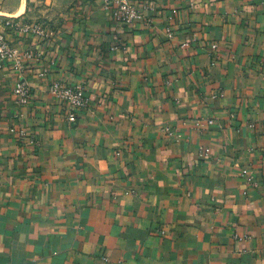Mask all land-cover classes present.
Here are the masks:
<instances>
[{"label": "crops", "instance_id": "0c3cea01", "mask_svg": "<svg viewBox=\"0 0 264 264\" xmlns=\"http://www.w3.org/2000/svg\"><path fill=\"white\" fill-rule=\"evenodd\" d=\"M130 1L131 27L94 0L37 37L0 0L31 54L0 70V264H264V0Z\"/></svg>", "mask_w": 264, "mask_h": 264}, {"label": "built area", "instance_id": "2783aa9c", "mask_svg": "<svg viewBox=\"0 0 264 264\" xmlns=\"http://www.w3.org/2000/svg\"><path fill=\"white\" fill-rule=\"evenodd\" d=\"M103 8L109 13L110 18L125 27H131L134 23L140 21L143 17L141 10L130 0H98ZM5 28H15L22 33H30L37 37L44 36V30L38 26L23 23L13 24L9 20L3 23ZM169 39L172 37L170 30H167ZM218 45L213 43L210 45V50L214 52ZM37 55V54H36ZM39 56V55H37ZM31 58L28 51H17L12 49L6 38V34L0 31V70L5 64L10 63L11 71L21 73L24 69L25 62ZM39 77H45L44 73H39ZM49 92L58 100L63 101L68 106L67 120L69 122L75 121L77 110L85 107V101L82 97V88L80 86H65L60 81H53L49 86ZM29 89L23 82L16 83L14 94L18 97V104L23 105L27 102ZM207 152V151H206ZM243 177L250 185H257L248 170L242 171Z\"/></svg>", "mask_w": 264, "mask_h": 264}, {"label": "rangeland", "instance_id": "374dc122", "mask_svg": "<svg viewBox=\"0 0 264 264\" xmlns=\"http://www.w3.org/2000/svg\"><path fill=\"white\" fill-rule=\"evenodd\" d=\"M26 22L50 30L94 0H28Z\"/></svg>", "mask_w": 264, "mask_h": 264}]
</instances>
